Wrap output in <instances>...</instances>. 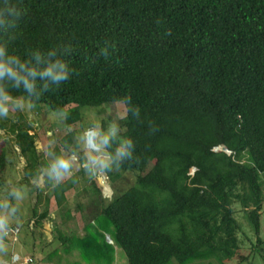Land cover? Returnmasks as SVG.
<instances>
[{"label": "trees", "instance_id": "1", "mask_svg": "<svg viewBox=\"0 0 264 264\" xmlns=\"http://www.w3.org/2000/svg\"><path fill=\"white\" fill-rule=\"evenodd\" d=\"M0 48V59L11 58L21 76L56 61L67 67L58 83L29 77L31 90L23 80L0 78V96L64 114L67 126L83 119L85 107L126 108L105 146L106 173L112 183L126 173L134 181L106 199L91 179L83 234L58 228L48 262L115 264L118 248L128 264L243 260L235 203L263 242L264 0H0ZM150 125L158 129L153 135ZM31 129L21 114H0L1 135L15 137L28 178L47 166ZM73 137L65 135V148H80ZM127 140L138 164L116 159ZM221 145L231 154L214 151ZM6 164L2 147L1 175ZM73 186L68 179L55 190L63 197ZM32 214L33 227L43 228L48 211L34 206Z\"/></svg>", "mask_w": 264, "mask_h": 264}, {"label": "rangeland", "instance_id": "2", "mask_svg": "<svg viewBox=\"0 0 264 264\" xmlns=\"http://www.w3.org/2000/svg\"><path fill=\"white\" fill-rule=\"evenodd\" d=\"M9 102L8 117L16 120L18 114H21L31 125V132L36 135L38 152L47 162V166L43 167V172L38 177L29 176L28 178L25 172L26 158L21 154L15 137L11 133L3 137L1 134L4 131L0 130V151L2 147L7 148L6 168L3 175L0 174V215L5 218V226H17L20 229L16 237L8 234V239H0L2 243L0 264L12 262L14 254H18L21 258L32 255L35 258V264H73L66 257L59 263L57 261L50 263L46 260V256L58 245L56 237L58 228L66 232L75 231L83 234L84 225L89 219L88 202L93 195L91 179L98 182L102 196L106 199L113 197L115 188L127 187L135 179L133 173H126L123 178L112 183L105 169L92 167L89 161L90 156L109 157L105 146H102L99 152H90L89 145L86 143V133L89 130L95 129L103 134L110 128H115L117 132V127L126 116L125 105L116 102L101 107H85L83 119L67 126L64 114L53 112L45 106L39 109L25 99H11ZM102 121L106 122L103 132L101 131ZM70 132H74V140L81 142L80 148L75 149L72 143L68 149L65 148L64 137ZM60 156L70 158L72 168L64 174L63 178L57 180L55 175H49V171L52 162ZM68 179L73 180L74 186L65 191L62 197L55 190V186ZM262 180L264 185L263 174ZM65 205L71 210L69 218L63 215L62 207ZM34 206L38 208L39 213L44 211L49 213L44 220L43 228L37 229L32 225ZM233 209L241 227L240 251L247 258L240 260L236 256L221 261L216 256L193 261L190 264H264V202L259 234L263 242L258 241V235L242 207L235 203ZM107 240L113 242L109 235ZM20 264L23 263L20 261ZM115 264H128L123 250L119 248L116 251ZM172 264H177L176 260H173Z\"/></svg>", "mask_w": 264, "mask_h": 264}, {"label": "clouds", "instance_id": "3", "mask_svg": "<svg viewBox=\"0 0 264 264\" xmlns=\"http://www.w3.org/2000/svg\"><path fill=\"white\" fill-rule=\"evenodd\" d=\"M9 15L19 16V12L15 8H10L7 10ZM107 45L104 48H101V55L105 58L108 56ZM4 50L0 48V57H3ZM51 55V54H50ZM39 60V56H37ZM20 68L23 69L24 65H20ZM42 78H47L53 82H60L67 79V67L64 63L60 61L49 63L46 68L41 71L32 68L27 70V75L21 76L17 69L13 66V61L10 58L8 62H5L3 59H0V78L8 76L9 78L15 80L17 84L23 80L25 87L29 90L32 89V82L29 80V77L33 79L37 76ZM11 97L0 96V114L6 115L8 112L7 102L11 100ZM128 100H131V96H128ZM135 115H139V108H137ZM158 129L155 126L150 125L149 135H153ZM115 128H110L107 133H99L97 130L92 129L86 133V143L89 145L90 152H99L102 146H106L110 143V140L115 136ZM132 141H124L120 147L116 150V159L117 161L127 160L129 163L138 164L139 159L132 156ZM90 165L95 168L105 169L111 171V157H101V156H90L89 157ZM119 167V165H118ZM72 168V160L65 156L58 157L50 166L49 175H55L57 180H60L64 177V174L69 172ZM5 218L0 215V231L5 227ZM7 234V233H4ZM2 246V243H0Z\"/></svg>", "mask_w": 264, "mask_h": 264}, {"label": "built area", "instance_id": "4", "mask_svg": "<svg viewBox=\"0 0 264 264\" xmlns=\"http://www.w3.org/2000/svg\"><path fill=\"white\" fill-rule=\"evenodd\" d=\"M19 231L20 229L17 226L6 228V233L13 235L14 237L17 236ZM20 261L23 264H35L36 263L35 258L32 255H25L24 258H21L18 254H14L12 258V262H10L9 264H20Z\"/></svg>", "mask_w": 264, "mask_h": 264}, {"label": "water", "instance_id": "5", "mask_svg": "<svg viewBox=\"0 0 264 264\" xmlns=\"http://www.w3.org/2000/svg\"><path fill=\"white\" fill-rule=\"evenodd\" d=\"M214 151H216V152H221L222 151V152H226L228 154H231V151L224 145L216 147V149Z\"/></svg>", "mask_w": 264, "mask_h": 264}]
</instances>
